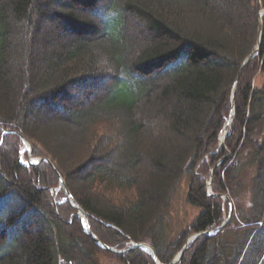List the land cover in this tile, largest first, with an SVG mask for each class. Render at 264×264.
<instances>
[{
    "label": "trees",
    "instance_id": "16d2710c",
    "mask_svg": "<svg viewBox=\"0 0 264 264\" xmlns=\"http://www.w3.org/2000/svg\"><path fill=\"white\" fill-rule=\"evenodd\" d=\"M244 3L251 27L219 0H0V264H98L99 253L156 264L141 248L116 254L96 245L65 192L52 200L59 174L104 244L129 249L128 242H148L168 264L191 235L204 232L177 264H264V37L242 66L260 28L264 33V0ZM42 17L54 26L38 25ZM135 19L149 42L141 50ZM34 30L68 38L41 53L46 61L60 55L50 68L33 66ZM96 88L101 94L87 113L85 100ZM152 98L173 100L167 120L163 112L147 114ZM50 126H67L66 135H42ZM5 130L23 135L33 156L54 166H26L22 138L7 133L1 143ZM140 139L157 142L159 157ZM211 169L209 187L203 175ZM182 173L189 178L186 201L201 212L167 244L164 203ZM102 184L129 189L130 199L103 197ZM223 194L231 197L232 215L211 234L231 212Z\"/></svg>",
    "mask_w": 264,
    "mask_h": 264
},
{
    "label": "rangeland",
    "instance_id": "374dc122",
    "mask_svg": "<svg viewBox=\"0 0 264 264\" xmlns=\"http://www.w3.org/2000/svg\"><path fill=\"white\" fill-rule=\"evenodd\" d=\"M219 2L223 6V9L227 13H229V15H231L233 17H238L240 19V21H242V23L247 25V27H251L252 17L250 15V12L246 9V5L244 3V0H219ZM83 14L85 16L87 15L86 12H83ZM261 22L262 21L260 19V25L262 26ZM131 24H132V29H133L132 33L135 37L136 45L141 50L142 48H144L145 46H147L149 44V42L146 40L147 36L144 33V30L139 25V23L136 19L132 20ZM38 25H40L42 27H47V25L52 27V26H54V23L52 21H50L48 18L42 17V19L39 20ZM33 35H34V39H35V44H34V49H33L34 51H32V57H34V60H36V62H37V63L34 62L33 66L35 68H37L38 66H40L41 63H43L44 66H46L47 68H50L51 67L50 63H52L51 59L53 60L55 58H58L60 55L58 56V54L55 53V54H53L52 58L47 59V61H46V60L42 59L43 56L41 55V53L47 52L52 47H55L54 45L57 42L65 43L68 40V38L65 39V36L61 35L58 31L36 32L34 30ZM33 35H32V37H33ZM263 37H264V33H263V29H262L261 42L263 40ZM70 38H73V36H71ZM101 91L102 90L100 88H98V89L96 88L93 91L94 93L92 95H90L88 99L85 100V101H87V104H85V108H90V111H88L87 113L91 112L94 109V105H92L93 103H91V102L93 101V99L96 96L101 94ZM173 103H174L173 100H171L167 104H165L164 102L161 103L158 100L152 98L150 104L148 105V109H147L148 113L147 114L150 115V114L154 113V115H156V113L160 114L161 112H163V113H165L163 120H165V119L167 120L169 118L168 114H170L172 107H174V105H175ZM232 115H234L233 110H232ZM161 122H162V120H161ZM63 127L62 128L52 127V126L45 127L44 129H41V132H42V135H44V136L46 135V133H47V135H50V136L52 134V135H54V137H56L59 140V139H62L64 137V135H66V132H63L62 130H65L67 128V126H63ZM147 130L148 129L145 128L142 133L144 135H146ZM104 132L107 133L105 130H104ZM145 142H147L148 144H145ZM156 143L151 142L148 139H143L142 141H141V139L139 140V144H143L145 146L147 145V147H148V145H151V147H152V151L150 152L151 156L159 157L158 153L155 154V152H157V148H159V147H156ZM30 145H31V143H30ZM25 148H26V142H24V140H23L22 150L20 152V160L22 162H24L25 164H27V162L29 161L30 156H31L30 154L31 153L33 154V147L31 145L30 149L32 151L30 149H29V151H26ZM30 151H31V153H30ZM79 151L80 152L78 155H80L82 150H79ZM97 157H98V155L94 156L93 159L97 158ZM33 158L35 159V158H40V157L34 156ZM44 158H46L48 160V162L52 163V160L50 158H48V157H44ZM76 158H77V155H76ZM69 164H70V162H66V165H69ZM139 165H141L142 168L146 166L147 170L150 169L148 165H145V160H143V158H142V161H140ZM95 167H96V164L94 163L92 166L88 167L85 171L89 172L92 169H94ZM195 172H196V170H195ZM84 173L85 172L79 174V176L76 177L75 181L79 182L80 178H82L81 176H83ZM178 175H181V174L179 173ZM203 177L205 179H208L209 182H210V180L213 181L214 169H211L210 174L203 175ZM188 188H189V178L187 177V175H184V173H182V176H180V178H178V180H176V187H175L173 193L170 195L169 199L165 200L164 213H163L164 231L162 234V238L167 244L176 242L178 240L179 236H181L183 232L187 231V229L190 227L192 222L198 217V215L201 212L200 208L192 206L189 203H187L186 196H187ZM114 189H115V191L112 189H107L106 184H102V186L99 190H101L102 195H104L103 197L106 196V197H109L110 199H114L115 201L123 202V200H125V199L126 200L130 199V193L131 192L129 189H123V191L118 190V187H114ZM59 191H64V189L61 187L60 182L56 188H51V197H52V200L54 201V203L59 202V200H58V192ZM241 197L243 198V200H242L243 201L242 206H244L243 208H247V200H246L247 199V193L241 195ZM222 198H223L224 203L230 204L231 213L226 218V219H228L232 215L233 202H232L229 194H223ZM167 200H168V202H167ZM226 219L224 220V222L226 221ZM82 227H83V225H82ZM193 235H191V236H193ZM133 243L134 242H128L127 245L131 246V245H133ZM146 243L149 244L148 242H146ZM96 258L98 260V264H125L124 262L117 259L116 257L108 255V254L99 253L96 255Z\"/></svg>",
    "mask_w": 264,
    "mask_h": 264
},
{
    "label": "water",
    "instance_id": "95a60500",
    "mask_svg": "<svg viewBox=\"0 0 264 264\" xmlns=\"http://www.w3.org/2000/svg\"><path fill=\"white\" fill-rule=\"evenodd\" d=\"M262 14H264V11L262 12ZM261 33H262V29L260 28V39H259V44H258V47L257 49H259L260 47V43H261ZM257 49L252 53L250 54L244 61L243 63V67L252 59V57H254L256 54H257ZM238 79H239V76L237 77L236 79V84H235V87L237 85V82H238ZM236 89V88H235ZM235 89H234V93H233V98H234V94H235ZM233 109H234V102H233ZM232 120H229V122H231ZM17 133V131L15 130H7L3 133V140L6 136L7 133ZM20 135V134H19ZM227 135V132L225 133L224 135V139H223V142L221 144H224V141H225V137ZM21 138L24 140V142H26V144L28 145V147L31 148L30 146V143L29 141L22 135H20ZM2 140V142H3ZM46 160V158H39L37 160V163L39 162H42ZM30 164H36V163H33L32 161L29 162V165ZM51 165H53L52 163H50ZM59 178H60V183H61V187L64 188L65 192H66V199L74 206V208H76L78 210V215L79 217L81 218L82 220V224H83V228L85 230V232L92 238V240L95 242L96 245H98L99 247H101L102 249L106 250V251H109V252H113V253H116V254H124L128 251H132L134 249H138V248H142L146 251H148L152 257L157 261V255H156V251L155 249L150 245V244H147V243H144V242H137V243H134V245L127 249V250H119V249H116L112 246H109L107 244H104L93 232H92V229H91V226H90V223H89V220H88V217H87V214L85 212V210L81 207V205L79 203H77L73 197V195L71 194V192L68 190L67 186H66V183H65V180L64 178L62 177V175L59 174ZM229 221V218L226 219L225 222H223L220 226H218L216 228V231H219L223 226L226 225V223ZM204 232H200V233H197L195 235H193L192 237L189 238V240L187 241V243L184 245V247L182 248V250L179 252V254L175 257L174 260H172L170 263L168 264H176L177 262H179L184 254V252L187 250L188 248V245L191 241H193L194 239H196L198 236L202 235Z\"/></svg>",
    "mask_w": 264,
    "mask_h": 264
},
{
    "label": "bare ground",
    "instance_id": "6f19581e",
    "mask_svg": "<svg viewBox=\"0 0 264 264\" xmlns=\"http://www.w3.org/2000/svg\"><path fill=\"white\" fill-rule=\"evenodd\" d=\"M223 135H224V132L222 133V139H223ZM221 140V139H220ZM221 142H223V140H221ZM158 264H162L158 261Z\"/></svg>",
    "mask_w": 264,
    "mask_h": 264
}]
</instances>
